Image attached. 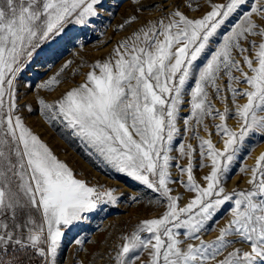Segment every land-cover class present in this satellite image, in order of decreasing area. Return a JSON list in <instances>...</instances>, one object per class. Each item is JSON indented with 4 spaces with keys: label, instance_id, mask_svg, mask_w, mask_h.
Listing matches in <instances>:
<instances>
[{
    "label": "snow or ice",
    "instance_id": "6c2138e0",
    "mask_svg": "<svg viewBox=\"0 0 264 264\" xmlns=\"http://www.w3.org/2000/svg\"><path fill=\"white\" fill-rule=\"evenodd\" d=\"M246 4L248 0L213 4L199 18L177 9L137 30L131 40L118 42L109 59L93 63L85 81L55 102L39 100L47 121L60 123L116 172L167 201L160 218L145 219L122 237L113 264H136L145 251L147 264H264V153L250 169L240 168L250 172V190L229 193L223 186L238 153L254 147L246 148V141L264 138V42L257 46L250 41L257 49L254 59L244 55L248 50L240 43L250 35L264 37V0H254L249 11L241 12ZM102 9L103 0H0V264H58L66 232L119 199L114 189L99 190L78 179L19 114L18 80L35 55L45 44L63 40L69 26L83 30L95 24ZM236 13H241L239 22L213 48L219 30ZM77 41L79 36H72L66 42ZM209 49L210 58L201 66L197 61ZM234 51L243 56L251 75L233 57ZM233 70L243 80L234 77ZM221 74L228 78L234 103L238 95L247 99L235 105L238 129L227 126L228 108L219 112L209 103L208 88L218 97L221 93ZM190 81L194 86L189 91L190 115L183 118L185 131L193 119L198 125L206 116L221 121L216 131L222 150L193 129L200 141V166L210 167L203 177L206 187L194 179L191 144L178 148L189 158L187 167L180 168L187 180L173 181L170 173V153ZM233 82L249 87L238 90ZM58 83L54 76L39 87L51 90ZM24 107L31 111L30 105ZM177 182L196 194L185 207L170 194L169 185ZM228 202L233 203L232 219L206 242L201 233L214 230L209 222ZM181 234L199 243L181 247ZM239 242L248 243L250 250H228Z\"/></svg>",
    "mask_w": 264,
    "mask_h": 264
},
{
    "label": "rangeland",
    "instance_id": "374dc122",
    "mask_svg": "<svg viewBox=\"0 0 264 264\" xmlns=\"http://www.w3.org/2000/svg\"><path fill=\"white\" fill-rule=\"evenodd\" d=\"M226 2L227 0H103L102 16L97 19L95 24L83 30L79 26H69L66 37L56 43L45 44L32 59L25 69L26 71L24 70L20 75L17 85L19 114L25 124L40 137L60 161L66 163L73 170L78 179L85 180L89 186L97 187L99 190L114 189V194L119 198L116 204L102 205V210L88 214L86 220L66 232L59 250L58 264H113L116 251L124 242L122 237L130 235L143 220L160 218L167 210V201L140 182L116 172L102 157L84 147L75 137L70 136L63 125L47 121L42 114L39 100L44 99L48 103H53L72 87L83 83L93 63L109 59L118 42L126 39L131 40L134 33L146 24L168 16L177 9L190 18H199L211 10V5L225 4ZM253 2L254 0H248V4L241 9V12L249 11ZM189 3H191V8L188 7ZM240 15L241 13L234 14L229 23L219 30L214 38L213 48L216 43L222 40V36L239 22ZM132 17H136V19L130 24H126L125 22ZM253 19L260 23L259 18L255 15ZM122 24L125 27L118 29V26ZM72 36H79V41L67 43L68 37ZM250 41H255L258 46L259 43L264 42V37L250 35L246 40L240 41L242 47L248 50L244 55L254 59L257 49L251 47ZM211 51L212 49H209L197 63L202 66L210 58ZM233 57L240 61L244 72L248 75L252 74L238 51L233 52ZM68 62L71 63L62 71V66ZM232 75L243 80L238 71L233 70ZM54 76L57 77L59 83L51 90L39 87L41 83ZM227 83V76L221 74V78L217 81L221 87L219 97L212 88H208V99L214 109L219 112H224L225 108H228L230 112L226 121L227 126L238 129L235 105H242L247 102V99L238 95L234 103L231 92L227 90ZM192 86H194V81H190L186 86L183 96L184 103L181 105L180 119L177 122L180 132L173 141V151L170 153L172 156L170 173L173 181L187 180V174H181L180 168L187 167L189 158L187 155L182 156L178 148L181 143L191 144L195 149L192 159L194 179L196 183L206 187L203 177L210 172V167L200 166L202 163L199 155L200 141L195 137L193 129L199 137L211 139L213 144L222 150L223 141L216 131V125L221 121L218 117L213 119L206 116L203 123L198 125L193 119L190 121L189 130L185 131L183 118L190 115L188 101ZM233 87L243 90L249 86L246 83L233 82ZM26 104L31 106V111L24 107ZM260 114L264 115V113ZM39 126L43 129H40ZM249 145H254V147L250 151L238 153L231 165L228 178L223 182V186L229 193L248 191L252 187L248 183L250 172L242 173L240 168L250 169L255 165L256 159L261 153H264V138L258 135L253 136L246 141V148ZM203 163L210 164L207 160H204ZM169 187L172 189L170 194L179 197V207H185L196 195L178 182L171 183ZM134 196L135 200L132 199ZM232 207V202L222 206L214 220L209 222L208 227L214 230L205 229L201 233L202 239L208 242L219 235L220 228L226 226L232 219L230 214ZM183 231V229L180 230L181 233ZM179 238L184 242L181 247H186L187 243H199V241L186 239L183 234ZM228 239L236 238L229 237ZM77 240L82 243L77 244ZM233 248L250 250V245L244 242L234 243L228 250L231 251ZM148 260V252L145 251L136 264H147ZM210 264H214V262H210Z\"/></svg>",
    "mask_w": 264,
    "mask_h": 264
},
{
    "label": "bare ground",
    "instance_id": "6f19581e",
    "mask_svg": "<svg viewBox=\"0 0 264 264\" xmlns=\"http://www.w3.org/2000/svg\"><path fill=\"white\" fill-rule=\"evenodd\" d=\"M54 46V45H53ZM53 48V47H52ZM26 71V70H25ZM39 120H41V119H39ZM41 125V124H40ZM44 125V124H43ZM39 127H41V126H39ZM40 129H43L42 127L40 128ZM48 129V128H47ZM70 233V232H69ZM64 239V238H63ZM66 239V238H65Z\"/></svg>",
    "mask_w": 264,
    "mask_h": 264
}]
</instances>
